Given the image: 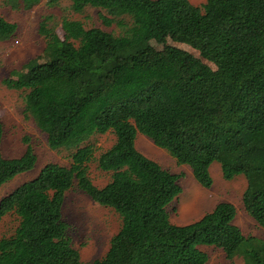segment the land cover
Returning a JSON list of instances; mask_svg holds the SVG:
<instances>
[{
	"label": "trees",
	"instance_id": "1",
	"mask_svg": "<svg viewBox=\"0 0 264 264\" xmlns=\"http://www.w3.org/2000/svg\"><path fill=\"white\" fill-rule=\"evenodd\" d=\"M4 1L26 10L41 2ZM68 1L75 13L91 7L129 17L132 24L120 23L125 32L116 36L65 19L61 39L43 23L39 33L50 60L4 80L27 92L23 113L41 131L58 124L49 147L75 152L70 166L49 163L1 200L0 225L9 214L19 225L0 239V264H84L63 218L66 194L74 186L122 219L108 252L92 264H205L209 257L200 246L222 249L228 258L249 255L251 239L234 223L232 203H219L187 225L171 222L168 208L182 193L181 177L142 154L136 138L146 136L190 167L207 189L214 183V163L226 180L244 176V209L264 229V0H207L201 7L190 0ZM102 19L106 26L116 22ZM17 30L0 15V42ZM169 41L189 46L199 57ZM109 132L116 142L97 162L112 177L100 188L89 174L95 150L85 144ZM2 143L0 133V188L38 160L30 145L22 157L5 158Z\"/></svg>",
	"mask_w": 264,
	"mask_h": 264
},
{
	"label": "rangeland",
	"instance_id": "2",
	"mask_svg": "<svg viewBox=\"0 0 264 264\" xmlns=\"http://www.w3.org/2000/svg\"><path fill=\"white\" fill-rule=\"evenodd\" d=\"M193 5L201 7L207 0H190ZM0 15L7 21L18 25L16 35L10 40L0 42V133L3 136L2 153L5 158H20L30 145L37 156L34 169L22 173L0 188L1 200L15 191L24 183L36 178L41 170L49 163L62 166L72 164L75 149L52 150L48 140L57 135L58 124H54L51 132L44 133L34 123L30 116L23 113L25 95L27 92L7 87L4 83L11 72L28 73L27 65H37L50 60L45 38L39 33L41 24L53 29L64 39L65 19L81 21L86 29L100 28L116 36L123 35L125 28L120 24L131 26L129 17H114L104 10L87 7L83 13H75L68 0H41L31 10L14 9L4 0L0 1ZM103 17L114 19L111 26L103 23ZM199 57V53L189 46L175 44ZM156 50H162L163 45L150 41ZM213 69L215 66L208 63ZM28 139V141H26ZM116 142L113 133L96 134L85 144L94 148V160L89 164V174L97 187H104L110 182L112 174L101 170L97 159L104 151L110 149ZM137 149L146 157L156 161L164 169L179 175V184L182 193L169 206L171 222L176 225H187L198 221L203 215L211 212L222 202L232 203L237 208L234 223L241 229L245 237H250L247 244L250 254L227 257V253L216 247L200 246L197 250L208 255L205 264H248L256 263L251 256H258L264 264V229H262L245 211L243 194L248 181L244 176L233 180L223 177L219 163L211 167L213 186L209 189L200 185L195 179L192 170L186 165H179L166 150L157 147L146 136L138 133L136 138ZM63 218L69 224V235L73 246L79 250L84 264H92L102 259L110 248L111 239L119 232L122 219L112 208L104 207L94 202L86 193L74 186L66 194L63 206ZM19 225V218L15 214L7 215L0 225V239L10 237Z\"/></svg>",
	"mask_w": 264,
	"mask_h": 264
},
{
	"label": "crops",
	"instance_id": "3",
	"mask_svg": "<svg viewBox=\"0 0 264 264\" xmlns=\"http://www.w3.org/2000/svg\"><path fill=\"white\" fill-rule=\"evenodd\" d=\"M251 243V242H250Z\"/></svg>",
	"mask_w": 264,
	"mask_h": 264
}]
</instances>
